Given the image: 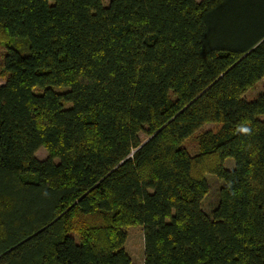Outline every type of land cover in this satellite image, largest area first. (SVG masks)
Wrapping results in <instances>:
<instances>
[{
    "label": "trees",
    "instance_id": "obj_1",
    "mask_svg": "<svg viewBox=\"0 0 264 264\" xmlns=\"http://www.w3.org/2000/svg\"><path fill=\"white\" fill-rule=\"evenodd\" d=\"M0 40V264H133L135 225L143 264H264V0H0Z\"/></svg>",
    "mask_w": 264,
    "mask_h": 264
},
{
    "label": "rangeland",
    "instance_id": "obj_2",
    "mask_svg": "<svg viewBox=\"0 0 264 264\" xmlns=\"http://www.w3.org/2000/svg\"><path fill=\"white\" fill-rule=\"evenodd\" d=\"M197 1L201 2L202 0H197ZM104 3H106V0H104ZM5 55H6L5 42L3 40L2 41L0 40V85H2L5 82V79L7 77V73L4 68ZM262 91H264V78L260 82H258L254 87L249 89L243 97L247 101H252L256 99ZM262 118L264 119V117ZM218 129H219V125L206 124L201 129H199V131L193 134L189 139H187L183 143V147H185L191 155L196 154L199 149L200 137L204 133L208 132V130L217 131ZM142 139H145L144 135L142 136ZM37 157H39L40 159L46 158L47 151L44 148L39 149V151L37 152ZM233 166H234V161L232 159H228L226 161V168L232 169ZM207 181L210 185V192L208 194V197L204 200L203 207L207 212H211V210L217 206L220 186L223 183L220 182L214 175H208ZM125 230L128 235L125 248L132 257L133 264H143L144 263L143 227L139 225H135L132 227H127Z\"/></svg>",
    "mask_w": 264,
    "mask_h": 264
}]
</instances>
